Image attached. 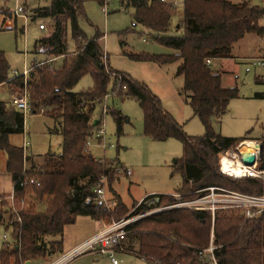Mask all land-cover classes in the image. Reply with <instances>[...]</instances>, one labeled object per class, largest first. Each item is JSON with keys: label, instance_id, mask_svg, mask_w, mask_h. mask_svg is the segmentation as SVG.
Wrapping results in <instances>:
<instances>
[{"label": "trees", "instance_id": "1", "mask_svg": "<svg viewBox=\"0 0 264 264\" xmlns=\"http://www.w3.org/2000/svg\"><path fill=\"white\" fill-rule=\"evenodd\" d=\"M98 1L102 5L106 3ZM120 1L134 10L130 31L142 25L153 33L155 41L178 52L130 54V58L159 64L179 62L177 75L184 78L179 93L202 121L205 133L187 135L145 84L109 67L101 42L104 34L97 30L88 37L80 25L85 0H51L50 7L35 10V16L52 19V30L37 41L35 48H42L35 53L61 61L42 67L35 66L34 61L25 84L23 74L10 76V64L0 51V87L19 93L26 85L31 112L54 121L52 131L62 135V152L48 153L40 167L27 155L28 166H25L22 147L10 142V136L23 134L24 114L11 99H0V156L3 153L7 156L4 168L12 177L16 203L15 211L0 195V224L6 223L11 229V242H6L0 251V264L42 263L46 258L63 254V240L47 241V238L62 237L65 227L75 223L79 216L111 222L129 214L118 194L114 195V206L110 209L96 200L95 189L100 179L105 176L111 188L118 166L114 160L96 159L86 146L99 124L93 119L95 101L109 93L111 82L112 93L138 100L147 137L175 138L182 142L184 155L176 169L181 171L183 183L176 192L219 186L249 195L264 194V180L233 178L219 169V154L236 148L246 138L226 137L214 129V121L227 113L231 100L240 93L237 86H224L222 75L206 64L207 59L232 57L234 45L247 34L264 35L261 24L264 7L249 1L184 0L178 34H171L176 9L168 3ZM69 32L76 45L72 52ZM88 74L94 79V87L75 92L74 87ZM255 97L264 98V94L256 93ZM111 113L121 130L123 115L119 110ZM155 196L159 197L157 204L141 203L136 207V203L129 216L174 202L172 196L164 194L148 195L145 200ZM212 228L209 212L168 209L130 223L127 237L131 250L155 264H209L199 257L196 248L209 245ZM261 229L262 218L246 219L240 211H219L214 221L215 244L219 246L215 255L219 264H264Z\"/></svg>", "mask_w": 264, "mask_h": 264}, {"label": "rangeland", "instance_id": "2", "mask_svg": "<svg viewBox=\"0 0 264 264\" xmlns=\"http://www.w3.org/2000/svg\"><path fill=\"white\" fill-rule=\"evenodd\" d=\"M105 5L98 0H85L84 13L80 17V25L88 37L95 35L96 31L105 34L102 45L108 55V65L115 71L129 74L134 80L145 84L161 100L164 110L170 113L182 126L189 136H202L205 127L196 116L179 90L184 85L183 76L177 75L179 62L159 64L155 61H139L130 58V54L168 55L177 51L167 48L153 38V33L142 25H137L134 31L132 7L122 5L120 0H105ZM175 1L178 0H168ZM240 2L243 0H231ZM252 4L264 7V0H247ZM22 5L26 10L25 17H15L11 10L17 5ZM51 0H0V51H3L10 64V75H19L29 69L35 61V66L42 67L47 64H59L61 59L53 61L43 54L35 53L36 43L52 30L50 17L35 16V10L50 7ZM106 8V13L104 11ZM183 2H178L176 14L172 20V33L178 34V25L182 20ZM43 23L47 29L42 31L39 24ZM24 28V33L22 29ZM69 50L75 51L76 45L68 35ZM36 49V51H35ZM236 55L241 59L229 60L223 75L224 85H238L240 98L231 100L227 113L213 123L214 129L223 136L239 137L252 129L257 136L264 134V98L252 99L256 92L264 93V82H258L257 77L264 75V66L257 64V56H264V37L256 38L248 34L242 41L235 45ZM37 58V60H35ZM95 85L91 75H85L74 87L75 92L92 89ZM113 82L108 87L109 98L97 99L93 112L94 120H101L104 129L103 141L107 144L104 148L99 138L94 134L89 140V151L96 159L114 160L118 167L128 168L130 175H117L116 180L109 188L105 185V204L114 206V195L118 194L122 203L129 209L128 217L134 205L147 193L157 191L170 194L175 193L183 183L180 170L176 169L177 162L184 155V147L180 140L170 138L167 140H154L144 133V113L137 99L112 95ZM21 92H12L10 89L0 87V99L9 100ZM107 111L104 113V107ZM112 110H119L124 117L122 128L119 130L117 122L112 115ZM54 121L43 115L27 113L25 121V134L30 143L27 150L36 165L40 167L48 153L60 154L62 152V135L53 132ZM24 135L10 136V142L23 146ZM220 157V154H219ZM7 156H0V194L11 203L9 197L13 192V181L5 171ZM28 166V165H26ZM155 198V197H154ZM150 201H156L153 198ZM139 201V202H137ZM159 202V201H158ZM157 202V203H158ZM156 203V204H157ZM16 206V203L14 202ZM23 205V203H22ZM171 205V204H169ZM169 205H160L156 209ZM232 211V210H231ZM122 218V219H123ZM76 223L65 227L62 237L49 236L47 241L63 240L65 248L80 241L83 235L92 230L95 224L89 218L78 217ZM109 222V220H107ZM117 221V220H112ZM135 219H131L130 223ZM7 235V239L4 238ZM6 242H11V229L6 223L0 224V251ZM57 255L55 257H58ZM54 256L46 258L49 262ZM121 264H149L131 254H119ZM68 264H109L106 256L83 254L73 259Z\"/></svg>", "mask_w": 264, "mask_h": 264}, {"label": "built area", "instance_id": "3", "mask_svg": "<svg viewBox=\"0 0 264 264\" xmlns=\"http://www.w3.org/2000/svg\"><path fill=\"white\" fill-rule=\"evenodd\" d=\"M162 2H166L170 5L171 8L177 9L178 2H183L184 0H178V2H167L166 0H161ZM106 13V8H104ZM15 17H25L26 18V10L25 7L22 5H17L14 10H11ZM40 30H46L47 27L45 24H39ZM53 60V59H52ZM206 64L211 66L213 64V59H207ZM258 65L264 66V58L257 61ZM29 69L25 70L22 73L27 77ZM26 84V81H25ZM110 94L105 96V101L109 98ZM112 95H115L112 93ZM11 100L13 104L23 112L24 118L26 121V116L28 112H31V107L28 101V91L26 85L23 91L18 96H12ZM96 104V101H95ZM107 111V107H104V113ZM94 134L97 138H99L100 144L104 148L107 147V144L103 141L104 129L102 127V121L99 120V124L97 129L95 130ZM24 140H23V156H24V164H27V155H28V148H29V141L25 134V127H24ZM90 140V138H89ZM89 140L86 144L87 149L89 148ZM244 147H248L244 143H240L236 148L230 149L226 152L220 154L219 157V169L220 171L230 177L233 178H243V177H255L264 180V169H263V159L262 155L257 152V162L252 166H246L241 161L240 152H244ZM252 151V150H251ZM228 157L234 161H240L241 164L245 168V172L243 176L237 177L236 175L228 172L224 169L223 158ZM132 171L128 168L117 167L116 174L117 175H130ZM107 184V178L103 176L99 183L96 186L95 193H96V200L102 204L107 209H110L112 206H108L105 204V185ZM23 185V183H21ZM174 198V202L166 206L164 208L159 209H152L145 213L139 214L137 216L131 217L128 216L126 218L108 222L107 220H103L104 225L102 229H100L94 236L89 238L88 240L82 242L81 244L77 245L73 249L69 250L66 253L61 254L55 260L50 262L49 264H68L73 259L83 255V254H106L109 258L110 264H120V260L117 257V252L120 250V247L123 241L127 238L128 230L127 226L130 224L131 219H138L152 213H156L163 210L168 209H189V210H197V211H206L209 212L212 216L213 221V228L210 234V242L207 247H198L196 248L197 254L201 259H204L209 264H219V261L215 255V250L219 247L215 244V234H214V221L215 216L219 211H240L246 219H254V218H262V229H261V240L263 244V252H264V194L257 196V195H249L240 193L237 191H233L224 187L219 186H210L203 189H198L193 192L189 193H180L175 192L173 194H169ZM147 197V196H146ZM145 197V198H146ZM143 198L136 207H138L141 203H145L148 206L151 204H156L159 201V197H153L154 201H150L149 199L145 200ZM152 199V198H151ZM11 201L10 206L16 211L14 202H15V195L12 192V195L9 197ZM136 207L134 209H136ZM133 209V211H134ZM4 238L7 239V235H4ZM30 264H41V263H32Z\"/></svg>", "mask_w": 264, "mask_h": 264}, {"label": "crops", "instance_id": "4", "mask_svg": "<svg viewBox=\"0 0 264 264\" xmlns=\"http://www.w3.org/2000/svg\"><path fill=\"white\" fill-rule=\"evenodd\" d=\"M167 2H171V1H168V0H166ZM229 1H231V0H229ZM243 1H247V0H243ZM243 1H240V2H233V3H241V2H243ZM232 2V1H231ZM250 2V1H249ZM166 3V2H165ZM41 24V23H40ZM261 24L264 26V18H263V20H262V22H261ZM42 31H44V30H42ZM249 34H253L254 35V37H256V38H259V37H264V35H262V36H259V35H257V34H255V33H249ZM248 35V34H247ZM246 35V36H247ZM47 36V35H46ZM104 36H105V34H104ZM104 36H103V38H104ZM245 36V37H246ZM244 37V38H245ZM102 38V39H103ZM243 38V39H244ZM243 39H241L240 41H242ZM240 41H238L237 43H239ZM101 42H102V40H101ZM236 43V44H237ZM235 44V45H236ZM235 45H234V47H233V51H232V57H229V58H223V59H213V64L211 65V67L213 68V70L214 71H216L217 73H220L221 75H222V78H223V75L227 72L226 70H224V68L226 67V63L229 61V60H231V61H237V60H239V59H241L238 55H236L235 53H236V50H235ZM41 46H38L36 49H38L39 51L41 50ZM105 50V49H104ZM106 53V52H105ZM40 54H42V53H40ZM177 54V53H176ZM45 56V55H44ZM46 57V56H45ZM257 58V60L256 61H258V60H260V59H263L264 58V56L262 57V56H257L256 57ZM35 60H37V58L35 59ZM50 60H52V59H50ZM11 76V75H10ZM16 75H14V76H11V77H15ZM263 78H261V77H257V81L258 82H261L263 79H264V75L262 76ZM262 82H264V80L262 81ZM224 84V83H223ZM25 86V85H24ZM224 86H226V85H224ZM234 86H237L238 87V85H230V86H228L227 85V87H234ZM24 89V88H23ZM256 93H259V92H256ZM255 93V94H256ZM260 93H262V94H264L263 92H260ZM255 94H254V96H252V97H250V98H252V99H263V98H257V97H255ZM241 96L239 95V97L238 98H240ZM32 113V112H31ZM263 128H264V125H263ZM226 137H233V136H226ZM243 137H245L246 138V140H254V141H257V142H259V143H262L263 145H264V134L263 135H261V136H257L256 134H254L253 133V131H252V129H250V130H248L246 133H245V135H243V136H239V137H236V138H243ZM248 146V145H247ZM244 150L245 151H251L252 150V148H250L249 146L248 147H244ZM262 161H263V169H264V152H263V154H262ZM174 193V192H173ZM0 194H2V193H0ZM159 195V194H164V195H169V194H167V193H161V192H157V191H152V193H147V194H145L143 197H141L140 199H139V201H141L143 198H145L146 196H148V195ZM170 194H172V193H170ZM139 201H137V202H139ZM133 209V208H132ZM131 209V210H132ZM79 217H84V216H79ZM78 218V217H77ZM84 218H89V219H91L92 221H94V223L95 224H93L92 226V230H90L87 234H85V235H83L82 234V236H81V238H80V241L78 242V243H76V244H74V245H72V246H70V247H67V250H66V248H65V245H64V241H63V251H64V253H66V252H68L69 250H71V249H73L74 247H76L77 245H79V244H81L82 242H84V241H86V240H88L89 238H91L92 236H94L100 229H102V227H103V225H104V222L103 221H98V220H94V219H92V218H90V217H84ZM77 221V220H76ZM76 223V222H75ZM131 242H130V240L128 239V237L123 241V243H122V245H121V247H120V250L117 252V257H118V255L119 254H123V253H126V254H131V255H134L135 257H137V258H139V259H141V260H143V261H145V262H147V263H149V264H155V263H153V262H151V261H148L147 259H145V258H143V257H141V256H139V255H137L136 254V252L135 251H133V250H131L130 249V247H131ZM135 245V244H134ZM136 246V245H135ZM61 255V254H60ZM92 255H96V256H106L107 257V259H108V261H109V258H108V256L106 255V254H92ZM57 257H53V259L51 260V261H49V262H42L41 264H49L50 262H52L53 260H55ZM119 258V257H118ZM120 260V259H119ZM122 260H120V264L122 263L121 262ZM26 264V263H25ZM109 264H110V261H109Z\"/></svg>", "mask_w": 264, "mask_h": 264}, {"label": "water", "instance_id": "5", "mask_svg": "<svg viewBox=\"0 0 264 264\" xmlns=\"http://www.w3.org/2000/svg\"><path fill=\"white\" fill-rule=\"evenodd\" d=\"M96 123H98V120H96ZM242 143L252 148V151L240 152L241 161L246 166H252L257 162V152L261 155L263 154L264 145L254 140H244ZM26 264H30V261H27Z\"/></svg>", "mask_w": 264, "mask_h": 264}, {"label": "bare ground", "instance_id": "6", "mask_svg": "<svg viewBox=\"0 0 264 264\" xmlns=\"http://www.w3.org/2000/svg\"><path fill=\"white\" fill-rule=\"evenodd\" d=\"M223 164L225 170L236 175L237 177L243 176L245 172V168L240 161L237 162L232 160L231 158L225 157L223 158Z\"/></svg>", "mask_w": 264, "mask_h": 264}]
</instances>
